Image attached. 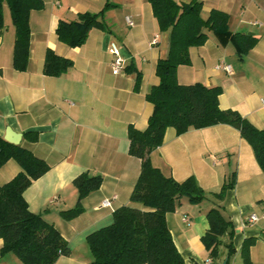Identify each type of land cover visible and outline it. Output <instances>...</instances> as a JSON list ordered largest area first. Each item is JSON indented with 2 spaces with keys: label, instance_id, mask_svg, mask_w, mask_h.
Instances as JSON below:
<instances>
[{
  "label": "crops",
  "instance_id": "obj_1",
  "mask_svg": "<svg viewBox=\"0 0 264 264\" xmlns=\"http://www.w3.org/2000/svg\"><path fill=\"white\" fill-rule=\"evenodd\" d=\"M108 1L112 6L103 11V29L92 28L82 45L70 47L57 39L59 19L69 21L78 13H97L106 1L43 0L42 9L30 12L29 58L23 71L12 65L15 31L7 6L3 8L0 137L4 138L8 129L21 133L19 143L49 166L22 194L29 210L52 223L68 245V254L60 255L54 264H89L92 253L86 236L109 224L117 207H141L129 200L141 161L128 152L127 128L143 129L147 124L153 106L145 96L158 83L154 66L167 54L168 32L159 30L148 0ZM200 1L203 17L212 9L223 11L232 33L252 36L255 42L245 54L238 55L230 37L207 31L204 44L189 48L190 63L177 67V81L220 86L221 108L236 110L255 127L264 128V0ZM126 16L133 20L132 26L125 22ZM154 35L158 41L153 45ZM111 41L119 46L129 70L111 72L107 50ZM47 49L71 59L73 65L58 76L45 75ZM221 62L230 65V72L215 68ZM137 70L142 78L136 91ZM31 131L37 132V140L26 137ZM175 133L172 127L166 128L163 142L150 152L151 163L176 181L194 177L207 196L198 203L182 199L165 215L180 256L186 264H246L241 246L244 239L253 238L248 251L250 264H264V172L251 146L228 124ZM19 169L14 159L7 160L0 167V184ZM82 172L100 175L101 185L81 200L79 214L66 219L62 211L77 202L72 181ZM232 173L234 182L225 188L220 205L234 228V251L228 255L220 246L213 259L201 241L208 227L206 212L213 203L212 194ZM105 199H110V206L103 205ZM253 212L258 219L249 222ZM0 264L23 262L10 251L0 255Z\"/></svg>",
  "mask_w": 264,
  "mask_h": 264
},
{
  "label": "trees",
  "instance_id": "obj_2",
  "mask_svg": "<svg viewBox=\"0 0 264 264\" xmlns=\"http://www.w3.org/2000/svg\"><path fill=\"white\" fill-rule=\"evenodd\" d=\"M96 13H78L75 19H59L55 33L57 39L70 47L84 43L92 28L103 29V11L112 6L105 0ZM43 0H0V29L3 27V8L7 6L15 31L12 65L15 70L27 67L30 48L29 16L32 10L42 9ZM157 26L161 32H168L167 54L158 58L155 74L158 83L146 93V100L153 108L143 129L128 126V152L140 159V172L131 189L130 203L141 207L125 205L112 213V221L91 231L86 241L92 253L89 264H186L175 246L167 227V213L173 212L182 199L198 203L207 198L205 192L189 176L176 181L164 174L150 160V152L163 142L166 128L172 127L175 134L190 129H199L216 124H228L239 131L240 136L251 146L254 158L264 172V128H257L238 111L223 109L218 97L221 87L200 82L181 84L176 78V69L190 63L189 48L201 46L207 39V31L219 37L228 36L235 44L238 55L245 54L255 38L246 34L232 33L227 25L228 15L212 9L206 17L201 15L202 2L190 0H148ZM73 65L71 59L47 49L44 55L43 73L58 76ZM130 67V66H129ZM124 68L129 70L130 68ZM140 70L135 72L133 89L141 83ZM31 140H37V132L25 133ZM14 159L20 169L8 181L0 184V255L15 254L23 264H54L60 255L69 252L66 241L54 225L40 214L31 212L22 193L31 182L48 169V164L35 156L20 143L13 144L0 137V167ZM100 175L82 172L73 179L77 202L71 209L62 211L70 219L83 208L81 200L99 188ZM234 182V173L221 189L214 192L213 203L206 212L208 227L201 241L210 258L218 256L219 247L224 246L227 254L234 251L232 237L234 228L223 215L220 200L225 188ZM253 238L244 239L241 252L246 264H250L249 247Z\"/></svg>",
  "mask_w": 264,
  "mask_h": 264
},
{
  "label": "built area",
  "instance_id": "obj_3",
  "mask_svg": "<svg viewBox=\"0 0 264 264\" xmlns=\"http://www.w3.org/2000/svg\"><path fill=\"white\" fill-rule=\"evenodd\" d=\"M125 22L129 25L132 26L133 25V20L126 16L125 17ZM158 41V35H154V37L151 40V44H156ZM107 50L109 52V54L111 55V60H110V68H111V72L113 74H119L121 72H123L124 68H125V62H124V58L121 56L120 53V48L119 46L111 41L108 46H107ZM216 69H222L226 72H230L231 67L229 64H226L224 62L218 63L215 65ZM261 102L264 103V98L261 99ZM103 205L104 206H110V199H105L103 201ZM258 219V217L256 216V214H254V212L248 217V221L249 222H253L256 221ZM188 218L186 216L183 217V221H187Z\"/></svg>",
  "mask_w": 264,
  "mask_h": 264
},
{
  "label": "water",
  "instance_id": "obj_4",
  "mask_svg": "<svg viewBox=\"0 0 264 264\" xmlns=\"http://www.w3.org/2000/svg\"><path fill=\"white\" fill-rule=\"evenodd\" d=\"M21 136H22L21 133H15L8 129L4 135V139L13 144H19Z\"/></svg>",
  "mask_w": 264,
  "mask_h": 264
}]
</instances>
